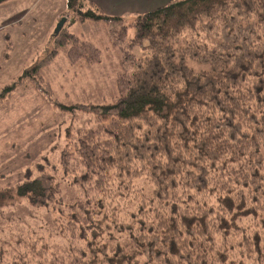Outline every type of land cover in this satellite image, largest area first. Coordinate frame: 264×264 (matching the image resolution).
Returning a JSON list of instances; mask_svg holds the SVG:
<instances>
[{
	"label": "trees",
	"instance_id": "1",
	"mask_svg": "<svg viewBox=\"0 0 264 264\" xmlns=\"http://www.w3.org/2000/svg\"><path fill=\"white\" fill-rule=\"evenodd\" d=\"M64 5L69 23L134 28L130 43L142 50L125 55L119 94L94 107L102 122L76 141L80 178L102 194L63 213L79 235L87 228L93 237L61 264H264V0H170L131 16L88 0ZM51 39L69 44L70 55L86 46L97 52L65 24ZM41 64L18 83L50 99ZM30 175L15 192L0 189V207L13 196L45 204L59 190L53 175Z\"/></svg>",
	"mask_w": 264,
	"mask_h": 264
},
{
	"label": "rangeland",
	"instance_id": "2",
	"mask_svg": "<svg viewBox=\"0 0 264 264\" xmlns=\"http://www.w3.org/2000/svg\"><path fill=\"white\" fill-rule=\"evenodd\" d=\"M56 1L49 0L48 13L38 12L40 18L35 21L26 18V12L22 18L13 15L9 21L0 20V91L17 81L11 94L0 101V189L15 192L16 185L30 172L32 177L40 173L53 175L59 183V190L45 204L13 196L0 207V264H61L81 254L84 242L93 237L87 228L86 235H79L80 225L65 223L67 217L63 214L72 210L73 202L102 194L80 178L81 155L75 150L76 141L102 122L103 115H98L94 107L114 101L119 94L118 82L127 72L121 68L125 55L137 57L142 50V45L130 43L134 28L128 27L121 34L120 23L88 19L75 23L67 20L64 24L76 33L78 42L90 43L97 52L86 46L70 55L69 44L54 46L53 29L64 12L57 13ZM39 3L43 6L44 0ZM67 15L72 16V12ZM50 16L51 22L47 21ZM130 18H124V22ZM19 19L25 22L19 23ZM14 25L17 28L6 30ZM20 26L28 32L24 39L27 43L19 41L21 48L14 51L17 40L11 34L19 36ZM25 46L32 51L27 59L22 51ZM52 50L56 51L44 61ZM39 62L42 64L37 75L48 89L50 86V99L31 82L18 83L23 70ZM141 184L149 195L151 184L140 178Z\"/></svg>",
	"mask_w": 264,
	"mask_h": 264
},
{
	"label": "crops",
	"instance_id": "3",
	"mask_svg": "<svg viewBox=\"0 0 264 264\" xmlns=\"http://www.w3.org/2000/svg\"><path fill=\"white\" fill-rule=\"evenodd\" d=\"M48 1L49 0H44V4H43L44 7H43L42 4L39 3V0H9L5 3L0 4V20L9 21L13 19L12 17L13 15H17L20 18H22L23 13L26 12L25 17L26 18L30 17L32 20L35 21L37 18H40V15L38 14V12L46 13L47 11L48 13V10L46 9L47 7L46 3H48ZM51 1H55V0H51ZM88 1L99 6L105 13H108L111 15L131 16L134 14L150 11L158 6L166 4L170 0H88ZM56 2H57L56 7H58V9H55V10L57 11V13L58 11L64 10V6H65L64 0H57ZM54 6L55 5H53L52 7ZM54 18L56 17H53V19ZM50 19H51V16L49 17V20L47 21H50ZM17 21L25 22L24 19H19ZM17 25H14L13 27L9 26L6 30L11 31L13 30V28H17ZM20 27L21 29H20V32L18 33L19 36H17L18 38L14 37L11 34V37L13 38V40H17L16 48L14 49V51H19V48H21V44H20L21 42L19 41L23 42V40L25 39V36L28 35V32L22 28L23 26H20ZM25 42L26 40H24V43ZM17 44H20V45H17ZM24 49L22 51L24 54L25 53L27 54V57H26L27 59L32 51L30 48H27L26 46ZM19 62L21 61L16 62L15 65H18Z\"/></svg>",
	"mask_w": 264,
	"mask_h": 264
},
{
	"label": "water",
	"instance_id": "4",
	"mask_svg": "<svg viewBox=\"0 0 264 264\" xmlns=\"http://www.w3.org/2000/svg\"><path fill=\"white\" fill-rule=\"evenodd\" d=\"M65 21H66L65 17L60 18V20L56 23L53 29L54 34H57L59 32V30L62 28L63 24L65 23Z\"/></svg>",
	"mask_w": 264,
	"mask_h": 264
}]
</instances>
